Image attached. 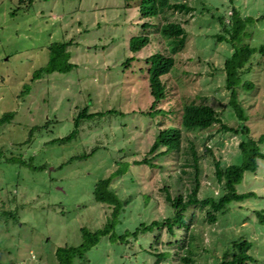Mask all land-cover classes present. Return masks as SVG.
<instances>
[{
	"label": "rangeland",
	"instance_id": "374dc122",
	"mask_svg": "<svg viewBox=\"0 0 264 264\" xmlns=\"http://www.w3.org/2000/svg\"><path fill=\"white\" fill-rule=\"evenodd\" d=\"M169 2H185L190 11L166 10L144 30L137 15L139 0L129 6L124 0H0V117L11 114L0 127V264H56L57 248L80 245L81 228L100 229L110 208L94 201L93 188L108 176L114 177L110 188L119 197L135 196L128 221L149 224L170 215L162 188L163 182L175 179L170 176L176 174L177 162L172 156L157 159L149 152L158 116L146 113L204 104L221 116L222 123L239 127L230 112L222 73L230 49L214 38L220 31L215 18L225 10L226 0ZM233 6L242 16L264 14V0H235ZM168 22L180 24L185 31L183 46L174 53L158 33V25ZM249 32L246 43L264 45V20ZM136 35L148 36L149 44L131 52L128 40ZM52 42H69L68 63L73 66L32 80V74L47 64ZM154 52L172 57L173 64L161 77L166 97L152 108L145 60ZM251 60L255 61L250 74L244 78L252 86L246 91L240 85L236 92L246 112L248 135L258 137L264 132V57L256 53ZM84 108L104 115L79 122L70 141L51 143L75 129L74 119ZM184 135L192 140L198 157V199L216 197L221 186L214 178V161L223 167L238 164L243 136L224 131L219 124ZM205 146L212 157L204 155ZM260 148L264 153V142ZM142 157L160 167L134 164ZM117 162L120 168L127 167L118 176L113 175ZM180 180L189 185L187 175ZM237 192L250 195L229 204L215 223L207 222L206 209L193 210L195 264L230 260L229 247L239 239L252 247L244 264H264V223L258 222L264 216V160L254 173H244ZM181 236L177 231V238ZM142 239L143 247L134 242L125 246L129 251L124 253L122 245L103 237L84 260L76 259L74 264H154L156 258L144 253L154 234ZM167 239L162 229L159 246Z\"/></svg>",
	"mask_w": 264,
	"mask_h": 264
},
{
	"label": "trees",
	"instance_id": "16d2710c",
	"mask_svg": "<svg viewBox=\"0 0 264 264\" xmlns=\"http://www.w3.org/2000/svg\"><path fill=\"white\" fill-rule=\"evenodd\" d=\"M124 1L129 6L132 0ZM234 1L226 0L225 10L218 16L216 15L215 19L220 31L214 34V38L219 42H224L230 49V54L223 62L222 73L224 75L225 87L229 91L228 105L231 110L230 112L234 113L239 120V127L234 129L222 123L221 116L210 106L204 104L189 103L183 105L178 111L155 109L146 113L145 115L149 117L152 115L153 117L158 116L157 119L155 118L154 141L149 152L155 153L157 159L164 156H172L177 162L174 166L176 174L170 176L175 179H169L163 182L162 188V191L165 193V201L168 204L170 215L161 220H154L149 224L141 222L139 219H131L128 221L127 214L132 212L130 206L131 203L133 204L132 198L135 200V196L128 194L125 199H122L110 188L111 181L114 177H105L95 184L93 198L95 202L110 208L106 221L100 229L94 232L81 228L82 242L80 245L76 247L63 246L57 248L55 251L56 264H74L76 259L84 260L86 253L95 247L103 237H107L110 242L122 245L123 249L125 246L131 247L134 242L139 247H143L145 242L142 236L146 234H154L152 243H149L148 248L144 251L146 255L156 258L154 264H195V257L198 252L194 243L195 236L191 232L193 230V224L195 223V213H193V210H196V208L200 211L206 209L207 222L215 223L219 215L225 213L229 204L239 203L250 195V193H238L237 187L242 182L244 173H254L259 166V161L264 160V153L260 148V144L264 142V132L258 137L248 135L249 127L245 124L247 121L245 116L246 112L237 101L238 95L236 88L240 85L246 91L251 88L252 83L244 78L246 73L250 74L252 61H255L251 60V58L256 53L260 57H264V45L255 46L245 42V39H249L251 36L249 29L255 23H260L264 20V14L258 17L250 15L242 16L240 10L233 6ZM169 9L185 12L190 11L185 2L171 4L169 0H139L137 5V15L141 21L139 26L144 30L149 29L151 27L149 21ZM204 9L206 8L204 7ZM227 9L229 10L228 14L226 13ZM211 16H213V13H211ZM158 33L162 39L166 40L168 51L174 53L177 48L183 46L185 31L180 24L171 22L160 24L158 25ZM148 44V36L136 35L129 38L128 49L131 52H136ZM68 45L69 42L50 43L47 47V64L32 74V80L55 71H68L73 66L68 63L69 53L66 49ZM131 59H127L126 63H129ZM145 61L148 62V89L153 99L151 105L153 108L166 97L167 86L161 81V77L171 70L173 58L160 52H154ZM107 113H112V111H108ZM103 115L104 113L101 112L88 113L86 108L82 109L74 119L73 124L75 129L66 137L54 139L51 143L70 141L75 137L79 122ZM10 118V113L2 115L0 117V127L7 123ZM166 119L167 122H162ZM215 124H219L220 128L224 131L241 134L243 136L238 144L240 161L238 164H236V161L234 164L223 167L219 160H215L214 178L221 186L220 192L216 197L207 196L200 200L198 199L199 185L196 179L199 168L198 157L195 154L192 140L184 134L191 131L200 132L209 129ZM184 143L187 146L184 147ZM204 155L212 157L210 147H204ZM78 157L83 158L85 155L76 156L75 158ZM7 160L12 163L19 162L20 164H25L24 161L18 159L9 158ZM179 161L182 162L178 164ZM134 164L160 167L156 164L153 165L146 157H142L140 161H136ZM117 165L118 167L115 169L113 175H122L127 167L124 169L122 167L120 168V162H117ZM187 169H193L194 172H188ZM185 175L189 179L188 186H185V183L180 180L181 176ZM192 180L193 183H191ZM145 205L146 200H143L142 208ZM122 218L126 221L124 222ZM258 222L260 224L264 223V216H260ZM162 229L168 234V239L164 241L163 246H159ZM177 231H181V238H177ZM172 240L174 244H172ZM229 248L232 251V258L227 261H222L219 264H244L250 259L247 251L252 247L251 243L247 240L239 239L232 242ZM126 251H129V249H124V253ZM135 255L136 253L131 256ZM223 255L225 256V252Z\"/></svg>",
	"mask_w": 264,
	"mask_h": 264
}]
</instances>
